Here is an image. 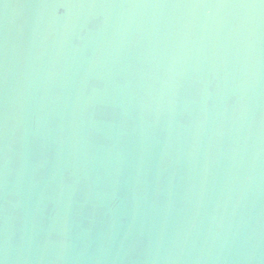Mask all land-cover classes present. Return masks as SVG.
I'll use <instances>...</instances> for the list:
<instances>
[{"label":"water","instance_id":"obj_1","mask_svg":"<svg viewBox=\"0 0 264 264\" xmlns=\"http://www.w3.org/2000/svg\"><path fill=\"white\" fill-rule=\"evenodd\" d=\"M2 264H264V0H0Z\"/></svg>","mask_w":264,"mask_h":264},{"label":"snow or ice","instance_id":"obj_2","mask_svg":"<svg viewBox=\"0 0 264 264\" xmlns=\"http://www.w3.org/2000/svg\"><path fill=\"white\" fill-rule=\"evenodd\" d=\"M0 264H2V262H0Z\"/></svg>","mask_w":264,"mask_h":264}]
</instances>
